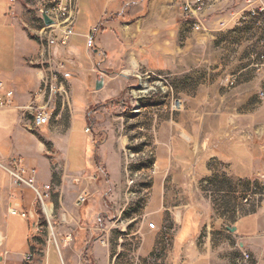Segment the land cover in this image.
Here are the masks:
<instances>
[{
  "label": "crops",
  "instance_id": "1",
  "mask_svg": "<svg viewBox=\"0 0 264 264\" xmlns=\"http://www.w3.org/2000/svg\"><path fill=\"white\" fill-rule=\"evenodd\" d=\"M52 1L0 0L5 88L27 106L43 73L56 71L67 92L66 101L54 102L55 119L36 134L29 115L0 111V264H21L28 254L30 264H45L52 247L40 260L33 235L44 227L34 194L2 167L17 157L37 171L39 186L52 187L48 207L60 219L55 248L62 264H264V203L241 202L264 168V66L257 58L264 18L241 21L257 0H224L207 12L200 32L183 20L176 0H61L74 21L68 45L53 49L65 68L41 70L31 66L42 56L31 35L43 29L35 22L41 3ZM157 73L170 79L184 109L155 105L134 118L154 168L137 167L141 179L130 193L125 115L116 130L106 109L127 82ZM78 123L86 127L82 146L73 136ZM82 187L91 196L76 207L74 189ZM16 205L28 218L11 213ZM11 217L32 226L26 240L22 228L17 244L9 242ZM119 220L127 233L115 237Z\"/></svg>",
  "mask_w": 264,
  "mask_h": 264
},
{
  "label": "built area",
  "instance_id": "2",
  "mask_svg": "<svg viewBox=\"0 0 264 264\" xmlns=\"http://www.w3.org/2000/svg\"><path fill=\"white\" fill-rule=\"evenodd\" d=\"M17 0H8L9 5L13 6ZM224 0H176L179 4L181 16L183 20L187 21L190 28L195 32H200L204 29L205 19L207 12L214 6L221 4ZM258 5L250 10L246 15H243L241 21H246L249 18H264V0H257ZM68 6L63 5L61 0H54L50 3H46L45 7L40 9V17L43 10L54 21L53 25L45 26L43 21L42 32L38 35V41L42 46V56L38 60L31 61V66L35 68L44 67L51 68L56 66L59 70L65 68V64L56 61L53 53L54 47L67 46L70 38L74 35L73 32V18L67 17ZM86 44L89 48H92L95 44L94 35L86 37ZM260 44L264 48V34L260 41ZM260 60L258 67L264 66V54L257 56ZM41 78V86L35 91L30 99V103L27 106H20L16 102V94L13 89H7L4 83L0 81V111L2 110H18L22 113L23 117L29 115L32 124L31 131L36 132L40 129L47 127L55 119V107L54 102L56 99H62L65 101L67 98V92L64 85L59 81V72H48L47 75ZM236 81L230 80L229 85L235 86ZM264 97V92L261 93ZM183 109V103L179 99H175L171 102V112H180ZM88 132V131H87ZM264 151V145H263ZM6 173L12 178L13 182L17 186L25 187L31 190L35 199L39 202L43 212L46 213L48 208V202L51 199L52 187L50 185L39 186L37 183V171L35 169L28 168L24 159L17 157L11 160V162L2 166ZM154 168V164L152 165ZM134 182L130 181V185ZM90 192L88 189L82 190L75 201L77 207H81L89 200ZM242 204L248 207H257L264 203V168L257 172L253 180L252 188L243 196ZM20 206L16 205L11 210L13 215H20L23 218H28V214L19 212ZM151 229L155 228L154 224H149ZM55 245L59 250V244L55 241ZM243 259L250 261L251 256L244 254ZM31 257L28 254L21 264H30Z\"/></svg>",
  "mask_w": 264,
  "mask_h": 264
},
{
  "label": "rangeland",
  "instance_id": "3",
  "mask_svg": "<svg viewBox=\"0 0 264 264\" xmlns=\"http://www.w3.org/2000/svg\"><path fill=\"white\" fill-rule=\"evenodd\" d=\"M44 1L46 2L47 0ZM41 4H42L41 9H42L43 7H45L46 3L42 2ZM38 15L39 18L37 19L35 17V22L36 24H39L38 30L40 31L41 28H43V24L40 17V11L38 12ZM31 38L34 40H38V34L31 35ZM146 77L147 76L142 77L141 80H131L127 82V84L123 88L120 85L121 87L120 94L117 97H115L116 98L115 100L110 102L109 107L107 106L106 109V111H108L107 115L110 116V119L107 121L112 123L116 130H117V125L122 123L121 121L118 122L117 117H119V115L120 116L125 115V119H124L125 120L124 124L126 125L125 135L128 137L130 143L126 147L123 156L126 164L125 169L128 175L127 183H128V187L130 188V193H133L132 192L133 188L137 185V182L141 179L140 178L141 175L137 167L144 165L145 167L147 166L151 168L153 165L152 153L150 151H146L144 147H141V143L145 141L142 139L144 138V133L137 132L134 130L136 124L134 118L138 114H140L142 110L146 108H150L155 105L160 106L162 109L168 108V110H170L171 102L175 99H179L175 95L173 89L171 88V84L168 81L170 79L167 78L164 73H157L156 75L151 76V79L149 77L147 78ZM122 81L123 80H118V82H122ZM114 86L118 87L116 83H114ZM121 103H123L124 105L121 106ZM182 103L184 109V102L182 101ZM123 110L125 111L124 113ZM176 113L179 112H175V114ZM85 128H86L85 125L81 123H78L75 128V132L73 134L74 141L78 142L79 146H82L86 143L87 135L85 134ZM31 133L36 134V132H31ZM41 141L43 142V140ZM52 164H53V169L59 167V165H57L56 161L54 160H52ZM61 172L62 175L66 173V166H62ZM73 178L74 181L78 179V177L75 176H73ZM130 181H133L134 183L130 185ZM84 189H88V188L82 187L80 189H74V191L77 195ZM49 201H51V199ZM35 206L37 211L40 212L43 218L41 224L44 227L40 229L39 228L40 226L38 225V227L36 228L38 229V231L35 232L33 235L34 236L33 240L37 241L40 244L39 251L41 254L39 255L41 257L39 259L40 260L43 259L46 248L50 243L52 247L50 250V254L46 256L45 264H62V261L55 248V241L59 243V238H60L58 237V230H57L58 226H60V222H59L60 219L59 217L55 218V216H57L58 213L55 211L54 214L48 216L43 212L39 202L36 199H35ZM127 212H129L130 214L132 210L130 209L124 212L121 217L124 218ZM10 221H11L10 231H9L10 244H12L13 241L15 244H17V242L22 239L19 236L21 234L23 227L25 228V233H26L25 240H26L28 238L30 228H32V226L29 225L27 221H24L18 217H11ZM64 224L65 223H61V226L63 227ZM122 224L126 225L124 220H119V222H116V224H114L116 226V228L114 229L116 231L115 237H120L124 235V233L126 232L125 231L123 233V231H121L122 229L118 228ZM65 264H68V262L65 261ZM160 264H164V263H160Z\"/></svg>",
  "mask_w": 264,
  "mask_h": 264
},
{
  "label": "water",
  "instance_id": "4",
  "mask_svg": "<svg viewBox=\"0 0 264 264\" xmlns=\"http://www.w3.org/2000/svg\"><path fill=\"white\" fill-rule=\"evenodd\" d=\"M41 20L45 26H50L54 24V21L47 15L46 11L43 10L41 13Z\"/></svg>",
  "mask_w": 264,
  "mask_h": 264
},
{
  "label": "bare ground",
  "instance_id": "5",
  "mask_svg": "<svg viewBox=\"0 0 264 264\" xmlns=\"http://www.w3.org/2000/svg\"><path fill=\"white\" fill-rule=\"evenodd\" d=\"M67 17H72L71 16V9H70L69 6H68V9H67ZM46 213H47L48 216H50L52 214V209L50 207L46 208ZM30 257H31V261H32V255H30Z\"/></svg>",
  "mask_w": 264,
  "mask_h": 264
}]
</instances>
